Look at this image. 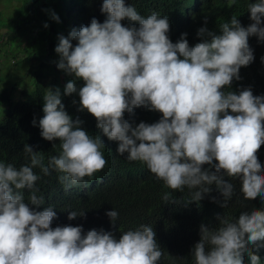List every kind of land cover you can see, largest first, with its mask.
Instances as JSON below:
<instances>
[{"label":"clouds","instance_id":"clouds-1","mask_svg":"<svg viewBox=\"0 0 264 264\" xmlns=\"http://www.w3.org/2000/svg\"><path fill=\"white\" fill-rule=\"evenodd\" d=\"M233 3L229 0L228 6ZM101 11L107 14L103 23L93 18L68 37L59 36L58 68L84 81L79 89L75 80L68 82L65 94L78 92L80 110L96 118L109 140L119 142L117 151L127 152L129 161L143 162L168 188L196 189L191 200L199 202L215 185L227 207L234 185L225 177L239 178L244 199L259 197L264 204V165L258 156L264 145V96H254L251 89L239 94L222 90L233 78L240 80L241 67L253 62L249 37L264 42V0L248 4L249 26L233 15L219 25L220 34L200 28L202 40L194 46L187 33L173 43L167 16L156 11L142 16L125 0H103ZM125 18L139 27H125ZM53 19L59 21L55 13ZM73 40L78 42L75 47ZM43 100L41 135L48 141L59 139L61 152L45 166L42 152L26 144L29 163L17 168L0 162V264H158L163 252L151 226L127 230L119 239L95 229L82 235L81 226L53 229V207L37 211L25 202L27 189L31 205H44V197L36 195L35 168L45 175L50 169L62 173L59 182L69 191L107 164L103 141L83 130L82 121H73L59 89H50ZM137 107L160 112L162 118L134 127L124 114ZM205 164L215 171L204 169ZM162 199L168 203L170 193ZM83 215L70 211L68 219ZM106 215L115 225L119 213ZM258 241H264V208L244 211L234 222L223 217L211 230L201 225L192 256L195 264H244L247 253L251 264H260L249 248Z\"/></svg>","mask_w":264,"mask_h":264},{"label":"trees","instance_id":"trees-1","mask_svg":"<svg viewBox=\"0 0 264 264\" xmlns=\"http://www.w3.org/2000/svg\"><path fill=\"white\" fill-rule=\"evenodd\" d=\"M20 2L23 8L15 19L20 29L19 34L9 37L7 44L25 46L24 51L29 53L30 57H35L39 64L36 66L37 70L29 69L33 89L25 93L27 100L10 105L8 112L0 119V162L12 164L17 168L29 163L23 152L26 144L34 151L42 152L45 166L51 156L60 154V140H45L39 127V120L44 115L43 95L50 89H59L65 110L73 121H82L80 127L90 136H99L105 145L101 148L107 160L105 168L91 177H85L84 182L69 191H65L59 182L58 178L62 173L50 169V174L45 175L40 168L34 169L39 176L35 185L38 189L36 195L44 197V205H31L27 189L24 190L25 202L37 211L53 207L56 212L51 224L53 229L57 226H81L82 235L95 229L111 232L119 239L127 230L148 225L153 228L158 246L163 252L158 264H195L192 253L195 244L200 241L201 225L211 230L219 226L223 217L234 222L244 211L264 208L259 197L255 201L244 199L239 178L225 177L234 185L233 196L227 207L222 206L224 197L215 185L211 186V192L205 193L199 202L191 200L196 189L190 190L186 186L183 190L168 188L162 180L150 173L143 162L129 161L127 152L121 155L117 151L119 142L109 140L97 126L96 118L87 110H80L78 92L65 94L68 82L75 80L79 89L84 85V81L76 80L74 75L58 68L60 55L55 48L59 43V36L68 37L71 30L78 31L82 26L90 25L93 18L103 23L107 19V14L101 11L103 0ZM255 2L257 0H234L232 7H229V0H125L126 6H134L142 16L147 17L152 11H156L161 17L167 16L170 23L167 33L169 39L176 43L182 34L187 33L186 38L190 46L201 42L202 38L197 35L200 28L207 27L210 31L220 34L219 25L230 22L233 15L242 26H249L253 21L250 19L248 4ZM53 13L59 17V21L53 19ZM122 24L125 27L131 24L139 27L138 22L127 18ZM261 27H264V22ZM27 29L29 32L24 34ZM25 35L29 37L26 41L23 40ZM35 41L38 43L36 48L41 47L42 43L44 45L36 52L31 48ZM71 42L74 47L78 43L75 40ZM248 43L253 50V62L241 67L240 80L233 78L231 86L222 90L239 94L242 90L251 89L254 96H264V42L256 36H250ZM54 57L57 59L54 60ZM42 73L48 74L50 81L43 79ZM2 83L0 78V85ZM12 101L13 89L0 87V104L9 105ZM229 114L235 115L231 110ZM161 118L162 113L145 107H137L132 113L124 114V119L134 127L140 122L153 124ZM33 120L36 121L35 125ZM258 156L264 165V145L261 146ZM203 168L215 171L208 164ZM164 193H170L171 199L168 203L162 199ZM213 198L217 202H214ZM112 210L119 213L115 225L106 215ZM70 211L84 215L69 220ZM249 248L259 256L260 264H264V241H258L256 245L250 244ZM243 259L244 264H251L247 253Z\"/></svg>","mask_w":264,"mask_h":264},{"label":"rangeland","instance_id":"rangeland-1","mask_svg":"<svg viewBox=\"0 0 264 264\" xmlns=\"http://www.w3.org/2000/svg\"><path fill=\"white\" fill-rule=\"evenodd\" d=\"M21 5L20 0H0V78L3 81L0 87L13 89V101L9 105L0 104V119L8 112L10 105L27 100L25 93L33 89L30 84L29 69L35 71L37 70L36 66L39 64L35 57H30L29 53L24 51L25 46L19 47L17 44H7L9 37L19 34L20 29H18L15 19L23 8ZM28 32L27 29L24 34ZM2 36L4 38H1ZM28 38L25 35L23 40L26 41ZM37 45L38 43L35 41V44L31 47L35 52L44 46L42 43L41 47L36 48ZM53 59L56 60L57 57ZM41 77L50 81L48 74L42 73Z\"/></svg>","mask_w":264,"mask_h":264}]
</instances>
